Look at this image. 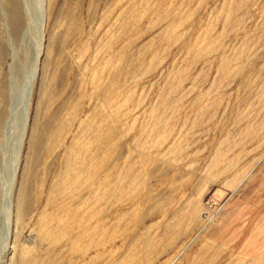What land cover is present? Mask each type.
<instances>
[{"label": "rangeland", "instance_id": "obj_1", "mask_svg": "<svg viewBox=\"0 0 264 264\" xmlns=\"http://www.w3.org/2000/svg\"><path fill=\"white\" fill-rule=\"evenodd\" d=\"M40 1L0 0V264H264V0Z\"/></svg>", "mask_w": 264, "mask_h": 264}, {"label": "bare ground", "instance_id": "obj_2", "mask_svg": "<svg viewBox=\"0 0 264 264\" xmlns=\"http://www.w3.org/2000/svg\"><path fill=\"white\" fill-rule=\"evenodd\" d=\"M42 1V0H41ZM40 1V2H41ZM58 2V1H57ZM37 3V2H36ZM47 3V2H46ZM44 4V3H43ZM57 4V3H56ZM56 6V5H55ZM45 7V6H44ZM43 7V8H44ZM58 7V6H57ZM57 7H56V10H57ZM42 9V8H41ZM47 9V8H46ZM55 9V8H54ZM56 10H54V11H56ZM38 11H39V13H38ZM37 11V13H38V15H36V16H38L39 17V22H38V25H36L37 26V28H36V30L38 31V43H37V48L35 49L36 50V52H34V53H36V55H35V58H34V63L32 64V67H31V69H29V71L27 70V73H26V75H25V77H24V80H23V84H22V86L19 88V89H15V96H13L12 97V102H13V108L11 109V116H12V118H14L15 120H16V118H15V116H16V113H17V111H18V117H19V119L20 120H18V121H21V122H19V124H20V132H19V135H17L18 137H17V147L16 146H14V147H16V152L14 153L15 155H14V157H13V162L11 163V170H10V181H11V186H12V184H14V181L16 180V176H17V172H18V165H19V160H20V153H21V145H22V143H23V139H24V136H25V133H26V129H27V125H28V123H29V108H30V101H31V98H32V94H33V87H34V83H35V81H36V79H37V76L39 75V71L42 69L41 68V66H43V65H41V61H40V58H41V55H42V52H43V46H44V44H43V42H44V40H45V35H44V24L46 23L45 22V17H44V14H43V10H38ZM32 15H33V13H31ZM55 14H53V16H54ZM34 16V15H33ZM33 16H32V18H33ZM47 16V15H46ZM37 17V18H38ZM33 20H35L34 18H33ZM50 20V19H49ZM53 20V19H52ZM47 21V20H46ZM56 21V20H55ZM34 23H35V21H34ZM32 24V23H31ZM36 24V23H35ZM29 25V24H28ZM46 26V25H45ZM35 30V31H36ZM27 41V40H26ZM25 41V42H26ZM37 41V40H36ZM35 41V42H36ZM55 45V44H54ZM45 49V48H44ZM44 55V54H43ZM42 55V56H43ZM31 57V56H30ZM52 58V57H51ZM43 61V60H42ZM46 61V60H45ZM45 63V62H44ZM15 65V64H14ZM45 66V65H44ZM43 66V67H44ZM51 66V65H50ZM45 68H47V66L45 67ZM50 68V67H49ZM46 70V69H45ZM43 73V72H42ZM47 73V72H46ZM44 75V74H43ZM42 77V76H41ZM43 80H44V78H43ZM22 83V82H21ZM39 91V90H38ZM45 95V94H44ZM48 96V95H47ZM15 102H18L19 103V105H20V107L19 106H17L18 104H15ZM38 104V103H37ZM36 104V105H37ZM18 108V109H17ZM40 108V107H39ZM38 108V109H39ZM40 116V115H39ZM68 117V116H67ZM36 118V117H35ZM69 119V118H68ZM71 119V118H70ZM48 121V120H47ZM17 123V122H16ZM35 124V134H36V136L38 137V139H36V142H35V149L37 148H39V145H40V143L42 144L43 143V140H42V137H41V135H39V129H38V126H36L37 124L36 123H34ZM39 125V124H38ZM19 126V125H18ZM12 128V127H11ZM64 128V127H63ZM69 129H70V126H69ZM16 130V129H15ZM80 130V129H79ZM74 131V130H73ZM61 133V132H60ZM31 134V133H30ZM65 134V133H64ZM68 134V133H67ZM33 135V134H32ZM96 140V139H95ZM95 140H93L92 141V145H94L95 144ZM73 142V141H72ZM54 143V144H53ZM53 143H51L52 145H58V146H61L62 144H63V140H54L53 141ZM77 145H80V146H82V148L84 149V151H87L88 150V148H89V144H87V143H80V144H78L77 142H74L73 144H70V146H69V153H68V155H69V177H68V179H67V185H73V184H75L76 182H78V180L80 179V183H83V184H89V183H91L92 181H93V178L89 175V168L86 166V155L84 156V155H81V154H76V153H74L73 151L75 150V148H76V146ZM66 146V145H65ZM15 149V148H14ZM34 149V150H35ZM68 150V149H67ZM94 160V159H93ZM85 162V163H84ZM91 163V162H90ZM80 166L81 165V167H78L77 169L75 168L76 166ZM68 172V171H67ZM24 173H25V171H24ZM32 175V174H31ZM29 179V178H28ZM23 181V180H22ZM24 182H25V180L23 181V183H22V188H20V192H19V195H18V204H20V207H18V209L20 208L21 209V205H23L24 204V206H25V203H26V201L27 200H29V199H27L26 200V193L27 192H25V190H23V188L25 189L27 186H25V184H24ZM26 183V182H25ZM65 184L66 183H64L62 180L60 181V182H58L57 184H56V186H55V189H54V193L52 194L53 195V197L52 198H54V196L56 195H58L57 193L58 192H61V191H63L64 190V187H65ZM83 186V185H82ZM124 189V188H123ZM45 192V191H44ZM29 196L27 195V198H28ZM26 200V201H25ZM110 201V200H109ZM108 201V202H109ZM113 201V200H112ZM25 202V203H24ZM96 202V201H95ZM21 203H23V204H21ZM27 204V203H26ZM29 204V203H28ZM27 204V205H28ZM96 204H98V202L96 203ZM41 205V204H40ZM50 205V204H49ZM48 205V206H49ZM23 206V207H24ZM15 207V206H14ZM107 207V206H106ZM43 208V207H42ZM41 208V209H42ZM19 209V210H20ZM27 209V208H26ZM20 212V211H19ZM17 215V214H16ZM19 215V214H18ZM103 214H101V216H102ZM105 215V214H104ZM86 216V215H85ZM20 217V216H19ZM90 218V217H89ZM104 218V217H103ZM109 218V217H108ZM92 219V218H91ZM90 219V220H91ZM81 220V219H80ZM83 220H84V218H83ZM85 220H86V218H85ZM94 220V219H93ZM88 221V220H87ZM89 222V221H88ZM93 222V221H92ZM94 222H95V220H94ZM17 223V222H16ZM80 224V223H79ZM102 225V224H101ZM24 226V225H23ZM26 226V225H25ZM43 226H45V224L43 225ZM10 227H11V225H10ZM61 227V226H60ZM101 227V226H100ZM43 229H45V228H43ZM85 229V228H84ZM71 232H73V237H72V241L74 242V243H79L82 239H83V235L85 234H79V233H77V230H75L74 228H72L71 229ZM20 233V232H19ZM65 233V232H64ZM52 234V232H51V230H49V229H45V231L43 232V236L44 237H47V236H49V235H51ZM90 234V233H89ZM95 236V235H94ZM88 237H90V236H88ZM8 238V237H7ZM114 238V237H113ZM14 240V239H13ZM96 240H97V238H96ZM93 243H94V241H93ZM99 243H101V242H99ZM16 244V243H15ZM105 244H106V242H105ZM98 245V244H97ZM99 246H101V245H99ZM49 248H51V247H49ZM93 248V247H92ZM8 249V248H7ZM26 251V250H25ZM93 251V250H92ZM5 252V251H4ZM89 252V251H88ZM93 253V252H92ZM89 254V253H88ZM87 255V254H86ZM102 255V254H101ZM88 256V255H87Z\"/></svg>", "mask_w": 264, "mask_h": 264}]
</instances>
